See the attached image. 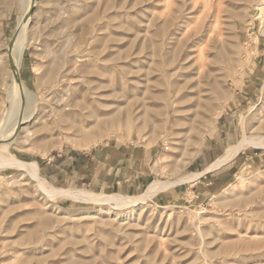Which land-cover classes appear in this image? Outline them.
Returning <instances> with one entry per match:
<instances>
[{"label":"rangeland","instance_id":"rangeland-1","mask_svg":"<svg viewBox=\"0 0 264 264\" xmlns=\"http://www.w3.org/2000/svg\"><path fill=\"white\" fill-rule=\"evenodd\" d=\"M22 11L0 0V145L54 188L185 181L114 210L0 167V264H264V148L208 169L242 136L264 141V0H34L18 113Z\"/></svg>","mask_w":264,"mask_h":264},{"label":"bare ground","instance_id":"bare-ground-1","mask_svg":"<svg viewBox=\"0 0 264 264\" xmlns=\"http://www.w3.org/2000/svg\"><path fill=\"white\" fill-rule=\"evenodd\" d=\"M25 1L20 0L23 6L22 15L18 18V24L16 26L15 34L12 37V39L9 41L8 50H7V54L10 57V61L9 60L8 61L12 65V71H13V74L10 77L11 82L13 84V88L10 92V98L12 102L10 103L11 106L18 107L17 109L18 113L20 111L19 110L20 102L21 104L24 103V105L31 104L34 98V95L30 93L23 85V82L20 80L19 72H18L21 59L24 56L26 50V29L28 27V23L31 17V9L34 6V0H25ZM29 117H30L29 115H24V117L22 116L19 119L17 118L18 120L13 125L14 130L17 128V126H19L20 123H25L24 121H27ZM242 137L244 138L236 146H232V147L230 146L225 151V153L208 169L226 163L231 158H233L239 152V150L242 149L244 146L252 145L259 148L260 147L264 148L263 138L257 137L253 139H248L245 136ZM0 167H7V168L11 167V168L23 170L30 176L31 179L35 181L36 187L41 192H43V194H45V196L49 199L67 197L77 202L93 203L104 207L111 206L114 210H121V209L125 210V208L130 209V208L138 207L139 205H142L146 199L152 198V196H154L157 192H160V190H166L172 185H175L177 183H182L183 181H185L180 179L166 181V182L156 181L150 184L149 189L146 193L136 197H123L120 195H105V194L99 195L81 189L75 190L69 188L67 189L54 188L47 185L46 181L41 179V177L38 175V165L36 162H24L17 159V157L16 158L12 157L10 152H8V142H6V144H4L3 142L0 145ZM200 175L202 174L200 173ZM195 177H197V175H195L193 178H188V180L189 179L194 180Z\"/></svg>","mask_w":264,"mask_h":264},{"label":"crops","instance_id":"crops-1","mask_svg":"<svg viewBox=\"0 0 264 264\" xmlns=\"http://www.w3.org/2000/svg\"><path fill=\"white\" fill-rule=\"evenodd\" d=\"M225 153V152H224ZM248 158V157H247ZM210 167V166H209ZM161 191H163V190H161Z\"/></svg>","mask_w":264,"mask_h":264}]
</instances>
